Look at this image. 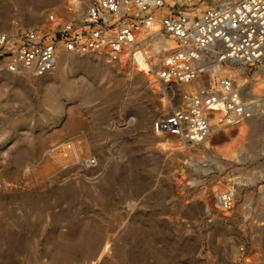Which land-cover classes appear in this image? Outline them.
Returning <instances> with one entry per match:
<instances>
[{
  "label": "rangeland",
  "instance_id": "1",
  "mask_svg": "<svg viewBox=\"0 0 264 264\" xmlns=\"http://www.w3.org/2000/svg\"><path fill=\"white\" fill-rule=\"evenodd\" d=\"M80 13L72 0H0V32ZM149 37L137 74L130 53L116 65L62 53L47 76L0 78V264H264V106L244 131L221 124L211 147L156 137L185 88L153 81ZM231 67L240 88L264 81Z\"/></svg>",
  "mask_w": 264,
  "mask_h": 264
},
{
  "label": "built area",
  "instance_id": "2",
  "mask_svg": "<svg viewBox=\"0 0 264 264\" xmlns=\"http://www.w3.org/2000/svg\"><path fill=\"white\" fill-rule=\"evenodd\" d=\"M80 1V16L64 18L54 28L0 32V78L47 76L62 53L96 56L116 65L123 51L135 56L141 43L137 34L158 21L159 30L149 37L161 47L153 81L176 89L192 85V91L177 95L173 90L182 102L152 123L156 137L199 146L211 137V117L220 106L234 122H247L263 108L264 93L254 95L249 80L245 90L240 88L231 66L264 74V0ZM55 19L49 14L47 23ZM165 39L173 40L176 48L165 52ZM80 162L87 168L98 165L96 158ZM234 198L227 193L217 201L228 210Z\"/></svg>",
  "mask_w": 264,
  "mask_h": 264
},
{
  "label": "bare ground",
  "instance_id": "3",
  "mask_svg": "<svg viewBox=\"0 0 264 264\" xmlns=\"http://www.w3.org/2000/svg\"><path fill=\"white\" fill-rule=\"evenodd\" d=\"M73 3L75 4V10L76 12L80 13L81 11V4L79 3L78 0H72ZM62 19L59 17V18H56L55 19V22L52 23L51 25V28H54L57 23H59ZM156 24V25H155ZM157 24L159 25L160 27V24L158 21L154 22V24L152 25V27L148 30H141L138 34H137V41H141L144 42L146 39H148L149 36H151L152 34H155L158 30H157ZM147 45V43L143 44V45H140L137 49H136V54L134 57H132L131 55H129L131 57V64L129 65V70L126 72V73H131L132 74H137L139 69L142 67V65L147 61V57H148V52H147V49H144V47ZM164 46L166 47L167 51H171L173 50L174 48H176V43L171 40V39H165L164 40ZM174 47V48H173ZM140 49H142V53H140ZM129 53L127 51H123L120 56H119V60L121 63H124L127 58L129 56H127L126 54ZM60 61V59H59ZM119 63V61H118ZM263 75V74H262ZM254 81V80H253ZM258 82L255 84H253V86L255 87V91L253 92H260L261 90H263L264 88V81L262 79H259L257 80ZM181 86H184L185 88V92L187 91H192V85H181ZM218 110V112H214L213 113V116L211 117V127H212V135H213V132L215 134V136L218 135V131L221 130V124L224 123L225 126L227 125H231L228 129L229 130H233L234 128H240L241 131H244V126L245 124H243L242 122L241 123H238L236 124L237 122H234L233 120H231L230 118L226 117L225 114L226 112L224 111V109L222 108V106L219 107V109H216ZM221 110V111H220ZM225 116V118H224ZM222 118V120H221ZM226 122V123H225ZM244 122V121H243ZM235 124V125H234ZM211 135V137H212ZM210 137V138H211ZM209 138V139H210ZM209 139H207L204 143H206ZM203 143V144H204ZM211 141H208L207 142V145L209 147H211ZM188 145V144H187ZM61 162V161H60ZM178 174V173H177ZM180 175H183V172H182V169L181 171L179 172ZM178 174V175H179Z\"/></svg>",
  "mask_w": 264,
  "mask_h": 264
}]
</instances>
